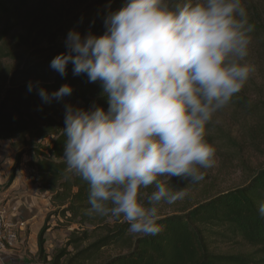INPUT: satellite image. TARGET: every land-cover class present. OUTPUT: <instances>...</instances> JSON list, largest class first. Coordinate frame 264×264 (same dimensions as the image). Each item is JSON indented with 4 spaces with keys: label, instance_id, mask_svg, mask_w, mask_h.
Wrapping results in <instances>:
<instances>
[{
    "label": "clouds",
    "instance_id": "9594fccd",
    "mask_svg": "<svg viewBox=\"0 0 264 264\" xmlns=\"http://www.w3.org/2000/svg\"><path fill=\"white\" fill-rule=\"evenodd\" d=\"M104 25L100 35L69 30L50 62L62 77L71 63L73 75L99 81L108 100L107 111L65 106L63 158L88 184L85 215L157 235L160 206L188 195L171 178L196 185L216 164L207 126L256 70L247 60L255 25L244 0H127ZM34 89L45 104L72 93L67 83L48 92L29 81Z\"/></svg>",
    "mask_w": 264,
    "mask_h": 264
},
{
    "label": "trees",
    "instance_id": "16d2710c",
    "mask_svg": "<svg viewBox=\"0 0 264 264\" xmlns=\"http://www.w3.org/2000/svg\"><path fill=\"white\" fill-rule=\"evenodd\" d=\"M126 2L84 0L82 9L63 10L54 7L52 0H0V140L17 139L16 162L29 157L26 165L40 192L58 201L62 215L80 226L97 224L106 217L85 215L90 207L88 184L67 170L62 135L65 106L87 109L98 105L107 111L108 100L99 81L89 82L85 74L73 75L71 63L62 77L50 62L66 51L69 30L82 36L88 32L100 35L105 31V17ZM249 21L255 25L252 41L264 50V21ZM29 81L39 82L48 92L67 83L72 93L45 104L35 89L27 90ZM232 102L240 107L251 105L243 92ZM262 201L264 166L234 188L161 216L162 230L157 235L131 234L126 222L104 227L105 232L94 238V229H73L52 264H264V217L258 212ZM44 230L39 235L40 254ZM239 243L249 251L222 250ZM68 247L73 251L68 252ZM107 248L115 251L101 257ZM63 257L67 258L60 262Z\"/></svg>",
    "mask_w": 264,
    "mask_h": 264
},
{
    "label": "rangeland",
    "instance_id": "374dc122",
    "mask_svg": "<svg viewBox=\"0 0 264 264\" xmlns=\"http://www.w3.org/2000/svg\"><path fill=\"white\" fill-rule=\"evenodd\" d=\"M52 1L54 7H62L63 10L73 6L80 9L85 7L84 0ZM244 4L249 19L264 21V0H244ZM8 40L10 39L8 38ZM247 60L254 65L256 70L241 92L247 96L251 105L240 107L231 102L214 115L212 123L207 126L206 138L217 149L215 166L208 169L205 179L196 185L186 184L185 181L176 177L171 178V183L175 187H183L188 195L173 205L162 204L160 206L161 216L184 211L216 193L234 188L264 166V110L262 109L264 108V50H261L254 41L249 47ZM259 107L260 109H258ZM17 151L18 147H16ZM160 179L162 182L168 183L166 177ZM171 183L168 184L169 187L173 186ZM153 190L150 187L144 191L150 194ZM46 198L48 222L54 226L53 230L62 229L65 235L64 241L57 244L53 249L54 254L65 246L73 229L87 231L94 229L92 233V238H94L105 232L104 227L115 226L119 222H123L122 219L118 220L108 216L105 221H98L99 227L97 224L80 226V224L71 222L70 219L62 215L60 212L62 206L58 201H53L47 193ZM101 224L103 227H100ZM67 250L68 252L73 251L72 247H68ZM222 250L228 252L249 251L246 246L240 243L223 247ZM114 251L113 248H107L102 251L101 257ZM66 258L63 257L62 261H65Z\"/></svg>",
    "mask_w": 264,
    "mask_h": 264
},
{
    "label": "crops",
    "instance_id": "0c3cea01",
    "mask_svg": "<svg viewBox=\"0 0 264 264\" xmlns=\"http://www.w3.org/2000/svg\"><path fill=\"white\" fill-rule=\"evenodd\" d=\"M16 141L0 140V202L9 219L24 222L27 227L19 231L15 248L1 257L0 264H52L53 249L64 241L65 235L62 229L53 230L47 220L46 193L39 191L38 183L29 174V157L16 162ZM43 227L40 254L39 235Z\"/></svg>",
    "mask_w": 264,
    "mask_h": 264
},
{
    "label": "built area",
    "instance_id": "2783aa9c",
    "mask_svg": "<svg viewBox=\"0 0 264 264\" xmlns=\"http://www.w3.org/2000/svg\"><path fill=\"white\" fill-rule=\"evenodd\" d=\"M26 224L8 218L4 205L0 202V260L17 244L19 231L25 229Z\"/></svg>",
    "mask_w": 264,
    "mask_h": 264
}]
</instances>
